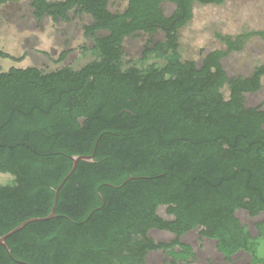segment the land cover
Instances as JSON below:
<instances>
[{
	"label": "trees",
	"instance_id": "obj_1",
	"mask_svg": "<svg viewBox=\"0 0 264 264\" xmlns=\"http://www.w3.org/2000/svg\"><path fill=\"white\" fill-rule=\"evenodd\" d=\"M225 1L127 0L115 12L110 0H30L38 21L90 17L93 60L0 72V174L13 177L0 185V238L55 211L8 237L0 264H147L157 252L193 264L183 238L196 230L227 261L244 252L264 264V220L252 231L238 217L264 214V108L246 100L262 89L264 65L232 76L223 63L264 32L219 35L226 50L200 61L184 60L179 41L196 3ZM140 34L152 39L135 61L124 43ZM76 157L93 162L71 174Z\"/></svg>",
	"mask_w": 264,
	"mask_h": 264
},
{
	"label": "rangeland",
	"instance_id": "obj_2",
	"mask_svg": "<svg viewBox=\"0 0 264 264\" xmlns=\"http://www.w3.org/2000/svg\"><path fill=\"white\" fill-rule=\"evenodd\" d=\"M127 0H110V9L115 12L125 10ZM167 16L173 14L175 6L163 4ZM91 23L88 16L74 17L70 22H54L46 17L42 21L34 15L30 0L12 2L0 8V52L11 58L0 57V72L11 68L37 67L45 71H54L63 66L81 68L93 60L91 48L93 40L87 38L84 26ZM264 32V0H226L221 5H201L193 7V19L179 31L181 53L184 60L200 61L202 56L213 50H226V45L218 38L221 36L236 37L245 33ZM163 39L164 35L153 37ZM152 39L148 34H140L125 40L126 56L138 61L146 44ZM66 53L64 62H60ZM150 62H154L150 61ZM224 66L232 76L250 75L255 67L264 65V39L261 36L249 38L241 51H234L224 59ZM228 97L229 91L224 89ZM249 106L263 105L264 77L262 89L247 95ZM8 174H0V185L12 181ZM165 218V208L159 211ZM238 217L243 224L254 231V224L264 220V214L258 218H250L245 212ZM156 241H170L174 235L165 231H152ZM183 241L191 244L196 253L193 264H250L251 257L240 252L233 260L227 261L217 249L215 241L202 239L199 231L187 234ZM166 256L162 252L151 253L147 264H166Z\"/></svg>",
	"mask_w": 264,
	"mask_h": 264
},
{
	"label": "water",
	"instance_id": "obj_3",
	"mask_svg": "<svg viewBox=\"0 0 264 264\" xmlns=\"http://www.w3.org/2000/svg\"><path fill=\"white\" fill-rule=\"evenodd\" d=\"M73 161H74V168H73V171L71 172V174L75 171L77 165L79 162H93V157H76V158H73ZM70 174V175H71ZM67 179H65L63 181V183L60 185V187L58 188L57 190V196H58V193L60 191V189L62 188V186L64 185V183L66 182ZM55 217V211L53 210L51 215L47 218H44V219H32V220H29L25 223H23L22 225H20L19 227H17L16 229H14L13 231H11L10 233H8L7 235L3 236L0 238V245L2 247H4L8 254L11 256V252L6 244V239L10 236H12L13 234L17 233L18 231H20L21 229H23L26 225H28L29 223H33V222H39V221H46V220H49V219H52Z\"/></svg>",
	"mask_w": 264,
	"mask_h": 264
}]
</instances>
